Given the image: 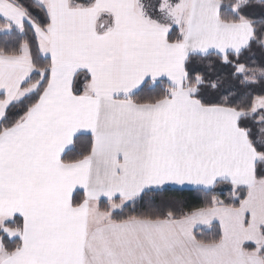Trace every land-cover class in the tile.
I'll list each match as a JSON object with an SVG mask.
<instances>
[{
    "label": "snow or ice",
    "instance_id": "6c2138e0",
    "mask_svg": "<svg viewBox=\"0 0 264 264\" xmlns=\"http://www.w3.org/2000/svg\"><path fill=\"white\" fill-rule=\"evenodd\" d=\"M254 48L264 0H0V264H264Z\"/></svg>",
    "mask_w": 264,
    "mask_h": 264
},
{
    "label": "trees",
    "instance_id": "16d2710c",
    "mask_svg": "<svg viewBox=\"0 0 264 264\" xmlns=\"http://www.w3.org/2000/svg\"><path fill=\"white\" fill-rule=\"evenodd\" d=\"M245 58L247 59V62L250 64L252 63L259 64L262 60H264V51L254 48L253 51L245 53ZM166 195L176 200L184 201L189 207L199 206V204L201 203V201L196 198L197 193L188 189L173 190L167 193ZM226 195H227V191H225V196ZM145 199H148V197H146ZM214 231H215L214 229L213 230L205 229L203 235L205 237H211L214 234Z\"/></svg>",
    "mask_w": 264,
    "mask_h": 264
},
{
    "label": "crops",
    "instance_id": "0c3cea01",
    "mask_svg": "<svg viewBox=\"0 0 264 264\" xmlns=\"http://www.w3.org/2000/svg\"><path fill=\"white\" fill-rule=\"evenodd\" d=\"M177 189H180V186H175ZM206 230H209V229H206Z\"/></svg>",
    "mask_w": 264,
    "mask_h": 264
}]
</instances>
